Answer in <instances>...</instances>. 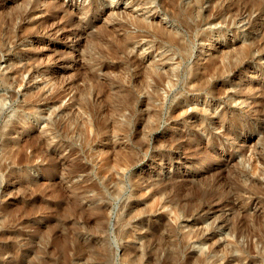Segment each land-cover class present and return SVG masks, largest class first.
<instances>
[{
    "label": "rangeland",
    "instance_id": "1",
    "mask_svg": "<svg viewBox=\"0 0 264 264\" xmlns=\"http://www.w3.org/2000/svg\"><path fill=\"white\" fill-rule=\"evenodd\" d=\"M28 64L0 82V264H264V0H0V75Z\"/></svg>",
    "mask_w": 264,
    "mask_h": 264
},
{
    "label": "bare ground",
    "instance_id": "2",
    "mask_svg": "<svg viewBox=\"0 0 264 264\" xmlns=\"http://www.w3.org/2000/svg\"><path fill=\"white\" fill-rule=\"evenodd\" d=\"M169 38L167 39V41H168V43H170V45L172 44V42H173V38H175L176 37V35H177V33L174 31V30H172V31H169ZM208 39V34H204L202 37L200 36V39L201 40H205V39ZM199 39V40H200ZM206 41H208V40H206ZM203 42H205V41H203ZM202 43V42H201ZM202 45V48L205 50L206 48H207V45L208 44H204V43H202L201 44ZM177 52L179 51V50H176ZM179 53L181 54V52L179 51ZM185 56H188L189 55V52L187 51V50H185ZM182 55V54H181ZM29 66H32V64H28V65H24V66H22L21 68H10V69H12L11 70V74L10 75H0V82L2 83V84H4L5 86L6 85H13V84H17V85H19L20 84V82L22 81V74L24 73V72H28V68H29ZM154 71V69L152 68V74L154 73L155 74V71ZM177 74L178 73H176V68H174V67H172L171 69H169V71L166 73V75L165 74H158V73H156L155 75H156V78H155V80H154V83H155V87H159V86H164V85H166V87L167 88H172L173 87V85H174V83H173V80H172V77H175V76H177ZM16 76H18L17 78H16ZM19 83V84H18ZM9 97H11L12 98V96H11V94H10V96ZM150 98V97H149ZM5 97L3 96V95H0V111L3 109V107H4V105H5ZM181 103H183V101H181ZM185 103H186V100H185ZM31 110V109H30ZM202 113L204 114V115H207L208 113H209V110L208 109H204V110H202ZM38 116V115H37ZM22 123H24V125L25 126H27V124L29 125H32V123L33 122H26L25 120L23 121V122H21V124ZM215 125H218V120L216 121V123H215ZM232 128V125H230L228 128H225L224 129V131L221 133V135H227L229 132H230V129ZM217 129H218V127H217ZM93 137H95V136H93ZM93 137H87V139H93ZM238 137L239 136H237V135H235V136H232V139L233 140H236V139H238ZM192 138H194V137H191V135H184V134H182V135H180V136H178V139L179 140H183V141H188V140H190V139H192ZM206 160H204V161H200L199 163H197V167H199V168H203V166H204V164H206ZM57 165H54V167H56ZM163 180V179H162ZM161 180V181H162ZM113 183V186H112V189L110 190L111 192H110V197L112 198V199H115V198H117V197H119L120 195H121V193L124 191V188H125V186H124V183H123V180L122 179H120V180H116L115 181V179L113 178V176H111L110 178H109V180H108V184H112ZM158 183H160V182H158ZM160 184H162V183H160ZM162 187L161 188H164L165 187V185H161ZM165 203L164 202H157V205H164ZM128 207H130V208H128V211H127V215H126V217H124V218H122L120 221H119V227L121 226L122 228H123V226H122V224H124L126 221H127V218H129V216L128 215H130L131 213H132V215H133V212H134V210H132V207H131V205L129 204L128 205ZM135 214H136V212H135ZM128 216V217H127ZM176 216L177 215H175L174 214V217L176 218ZM150 225V224H149ZM149 225H142L143 227H147V230H148V227H150ZM116 236H117V238L119 239V240H123L124 238H126L127 237V232L126 231H123L122 229H119L117 232H116ZM136 239H139V237L137 236V237H135ZM142 239V238H141ZM162 239H160V237H159V234L157 233V234H155V233H152V234H150L148 237H147V239H145L144 241H143V245L144 244H146V243H148L149 245L151 244V246L153 245V244H157L156 242H160ZM197 246H198V251L200 252V255H201V257L203 258V259H207V258H209L210 259V253L212 252H210V250H209V252H206L205 251V246H204V244H203V242H199L198 244H197ZM136 252V250H133L132 249V251H129L128 249H127V247H125V246H123V254H124V256H129L131 253L134 255V256H136V255H138V254H136L135 253ZM234 260H236V259H238V258H233Z\"/></svg>",
    "mask_w": 264,
    "mask_h": 264
}]
</instances>
